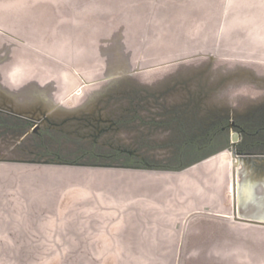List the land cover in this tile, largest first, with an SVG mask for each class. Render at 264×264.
I'll return each mask as SVG.
<instances>
[{"label":"rangeland","instance_id":"374dc122","mask_svg":"<svg viewBox=\"0 0 264 264\" xmlns=\"http://www.w3.org/2000/svg\"><path fill=\"white\" fill-rule=\"evenodd\" d=\"M261 6L0 0V264H264Z\"/></svg>","mask_w":264,"mask_h":264},{"label":"crops","instance_id":"0c3cea01","mask_svg":"<svg viewBox=\"0 0 264 264\" xmlns=\"http://www.w3.org/2000/svg\"><path fill=\"white\" fill-rule=\"evenodd\" d=\"M252 10L253 11L251 12V14H252L251 17L260 18V22H262V26L264 27V6L259 7L258 10H254V8ZM0 16H1V14H0ZM11 17H13V15Z\"/></svg>","mask_w":264,"mask_h":264},{"label":"water","instance_id":"95a60500","mask_svg":"<svg viewBox=\"0 0 264 264\" xmlns=\"http://www.w3.org/2000/svg\"><path fill=\"white\" fill-rule=\"evenodd\" d=\"M238 137H239V136H238V134H237V133H234V134H233V139H234V140H237V139H238Z\"/></svg>","mask_w":264,"mask_h":264}]
</instances>
